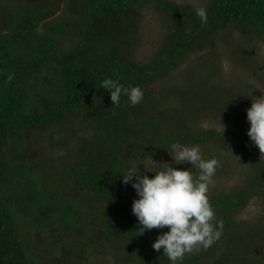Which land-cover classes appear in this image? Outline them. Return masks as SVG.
<instances>
[{"label": "trees", "instance_id": "16d2710c", "mask_svg": "<svg viewBox=\"0 0 264 264\" xmlns=\"http://www.w3.org/2000/svg\"><path fill=\"white\" fill-rule=\"evenodd\" d=\"M200 7L208 13L203 26ZM149 8L168 28L154 54L141 59V23ZM221 30L264 42V0H207L199 6L0 0V264H86L107 257L116 264H170L163 249L151 246L161 230L138 232L131 211L138 198L135 180L125 185L121 177L133 163L149 178L164 164L191 168L174 164L168 151L175 142L243 152L250 162L242 188L207 194L223 221L222 235L207 250L186 254L182 264H264L231 233L236 216L264 194V157L240 144L246 113L224 131L207 129L197 120L201 111L191 113L193 76L170 94L156 90L190 58L216 49L226 36ZM104 79L139 86L142 102L131 107L122 95L113 106L100 88Z\"/></svg>", "mask_w": 264, "mask_h": 264}, {"label": "rangeland", "instance_id": "374dc122", "mask_svg": "<svg viewBox=\"0 0 264 264\" xmlns=\"http://www.w3.org/2000/svg\"><path fill=\"white\" fill-rule=\"evenodd\" d=\"M172 1L199 6L207 0ZM141 27L142 42L138 52L140 58L144 59L154 54V47L168 25L161 14L149 8L145 11ZM220 34L226 36L220 38L216 49L205 50L190 58L181 69L158 83L156 90L170 94L173 89L185 86V82H191L190 76H193L196 105L191 108V113L196 114L200 110L201 116L197 120L201 126L224 131L227 127H231L229 124L233 119L241 113H246L251 107L253 98L264 95V42L253 36H245L238 30L231 32L221 30ZM212 57L217 58V61L211 65L209 63ZM213 64H217L218 68ZM168 102L179 103L176 98H171ZM226 117L229 119H225ZM249 126L247 124L244 127L240 144L249 152L264 157L246 134ZM233 129L240 131L235 127ZM237 138L240 139L239 136ZM200 150L205 160L214 158L219 163L213 178L214 182L209 186L207 194L228 193L243 187L250 174L249 158L244 156L243 152L237 154L212 147H200ZM235 220L237 225L231 231L235 234V239H238L237 235L240 240L245 241L246 252L255 253L257 258L263 261L264 194L254 196ZM103 262L116 264L112 257H107L100 263L90 260L86 264H103Z\"/></svg>", "mask_w": 264, "mask_h": 264}, {"label": "clouds", "instance_id": "9594fccd", "mask_svg": "<svg viewBox=\"0 0 264 264\" xmlns=\"http://www.w3.org/2000/svg\"><path fill=\"white\" fill-rule=\"evenodd\" d=\"M196 15L202 26L207 23L205 7L197 8ZM100 88L110 93L113 106L120 105L122 95L131 107L143 100L139 86L125 87L117 80L104 79ZM246 121L250 125L246 133L249 140L264 155V95L252 99L251 107L246 110ZM168 153L174 164L192 167L181 170L164 164V170L149 178L142 174L139 164L133 163L121 179L125 185L135 180L131 187L138 198L133 200L131 211L141 226L138 232L160 229L152 249L158 253L163 249V256L170 264H182L186 254L207 250L222 235L223 221L216 219L207 195L219 163L214 158L205 160L199 145L175 142ZM192 168L199 170L198 176H194ZM165 228L167 232L162 231Z\"/></svg>", "mask_w": 264, "mask_h": 264}]
</instances>
